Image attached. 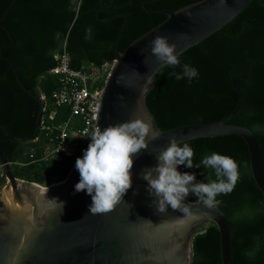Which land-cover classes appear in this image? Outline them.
<instances>
[{
  "label": "trees",
  "instance_id": "16d2710c",
  "mask_svg": "<svg viewBox=\"0 0 264 264\" xmlns=\"http://www.w3.org/2000/svg\"><path fill=\"white\" fill-rule=\"evenodd\" d=\"M200 0H16L0 21L13 40L9 46L0 27V136L28 138L34 133L38 101L17 84L8 60L22 84L36 96L43 95L42 122L51 126L45 137L38 133L34 142L0 141V151L18 180L48 186L50 169L64 179L74 159L42 154L51 146L56 127L69 115L67 108L53 106L50 93L57 81L48 71L64 53L70 69L83 67L100 72L115 57L114 46L122 52L131 42L166 19L162 11L174 12ZM11 0H0V17ZM181 65L198 71L191 81L177 80L170 73L181 68H160L145 94V105L153 126L166 131L183 126L207 124L220 120L235 107L238 110L227 124L248 129L255 138L264 167V0H251L230 22L179 55ZM97 78L103 84L105 74ZM54 115L49 119V115ZM194 149L193 163L216 152L233 158L238 165V180L228 194H219L217 208L229 228L231 264H261L264 259V198L256 188L250 171L244 142L235 136L187 141ZM183 173L194 174L196 182L215 179L214 170L178 166ZM3 181H0V187ZM185 203H199L189 194ZM192 240L191 264H221L219 234L209 222Z\"/></svg>",
  "mask_w": 264,
  "mask_h": 264
},
{
  "label": "water",
  "instance_id": "95a60500",
  "mask_svg": "<svg viewBox=\"0 0 264 264\" xmlns=\"http://www.w3.org/2000/svg\"><path fill=\"white\" fill-rule=\"evenodd\" d=\"M15 1L11 0L0 21ZM250 1L200 0L172 13L162 11L166 15L163 22L119 52L117 44L122 27L115 41V57L100 88L93 126L98 124L103 130L108 125L135 118L153 126L145 105L147 92L142 93L146 83L144 77L155 76L165 65L158 64L155 57L150 56L149 42L156 36L168 37L180 55L230 22ZM0 27L12 46L14 43L9 33ZM8 63L19 87L38 101L39 108L34 133L30 137L3 134L0 141L34 142L39 133L43 103L22 84L13 64L9 60ZM121 76L123 79L118 83ZM147 87L149 90L151 84ZM233 89L238 100L225 117L212 123L160 131L159 139L149 141L148 150L142 149L138 155H133L132 187L122 197V202L107 213L91 215V196L86 190L75 191L80 180L76 160L61 183L43 187L14 178L0 151V166L5 178L0 189V264H191L192 240L203 232L196 231L205 222L212 223L218 231L221 264H231L228 223L217 206L209 209L201 202L188 203L191 218L173 210L170 205L167 213L161 214L153 204L154 197L147 191L148 184L141 178V173L156 166L155 155L169 145L171 137L187 142L235 136L246 146L252 180L264 198V167L258 144L248 129L227 124L241 100L238 89L234 86ZM82 156L83 153L78 158ZM177 171L182 174L178 166ZM51 199L63 202L62 213Z\"/></svg>",
  "mask_w": 264,
  "mask_h": 264
},
{
  "label": "clouds",
  "instance_id": "9594fccd",
  "mask_svg": "<svg viewBox=\"0 0 264 264\" xmlns=\"http://www.w3.org/2000/svg\"><path fill=\"white\" fill-rule=\"evenodd\" d=\"M150 56L155 57L158 64L169 68H181L180 72L170 73L177 80L187 78L189 81L198 76V71L189 64L181 65L177 47L170 44L168 37L156 36L148 44ZM147 57L145 58V62ZM135 71V70H134ZM136 75L140 73L136 71ZM146 93L148 85L154 80V74L146 75ZM123 76L118 78V83ZM122 99V97H121ZM161 133L143 119L135 118L123 123L108 125L103 130L98 124L93 128L88 147L82 158L75 162L80 180L75 185V191H85L92 198L89 208L91 215L107 213L122 202V197L132 187L131 169L133 155L148 150L149 141L159 139ZM194 149L186 141H178L171 137L169 145L160 149L155 155L157 164L142 171L141 178L147 181V191L154 197L153 204L161 214L167 213L170 205L173 210L191 218L190 207L184 203L188 195L194 194L207 208L211 209L220 203L216 199L219 194L230 193L238 180V165L236 161L226 155L212 152L204 156L200 163H193ZM187 168H201L214 170L215 179H207V183L196 182L194 174L177 171V166ZM56 202L61 210L63 202ZM143 220V219H140ZM146 221V220H143ZM151 223L150 221H146Z\"/></svg>",
  "mask_w": 264,
  "mask_h": 264
},
{
  "label": "built area",
  "instance_id": "2783aa9c",
  "mask_svg": "<svg viewBox=\"0 0 264 264\" xmlns=\"http://www.w3.org/2000/svg\"><path fill=\"white\" fill-rule=\"evenodd\" d=\"M56 59L57 65L48 71V74L57 81V87L50 93L49 99L53 106L67 108L69 115L56 127L57 134L54 137V142L51 146L45 147L42 154L43 160L53 156L74 159L87 141H90L88 136L91 135L94 128L101 88L95 84L100 72L97 71L98 74H95L94 70H87L83 67L70 69L68 57L64 53L57 56ZM107 72L108 70H105L103 74L106 76ZM38 97L43 103L44 96L41 94ZM43 111L42 107V113ZM53 115L54 112L49 115V119ZM51 130V126L40 120L39 133L41 132L47 137ZM0 181H5L1 166Z\"/></svg>",
  "mask_w": 264,
  "mask_h": 264
},
{
  "label": "rangeland",
  "instance_id": "374dc122",
  "mask_svg": "<svg viewBox=\"0 0 264 264\" xmlns=\"http://www.w3.org/2000/svg\"><path fill=\"white\" fill-rule=\"evenodd\" d=\"M108 67H109V65H105V66L103 67V70H101L100 72H103V71H105V70H108ZM93 72H94L95 74H98L96 70H94ZM48 176H49V178H50V182H51L50 185H52V184H59V183H61V182L65 179V178L62 179V178L60 177V175H59V173L57 172L56 169H50V170L48 171ZM4 183H5V181H3L1 188L3 187ZM43 187H44V186H43ZM1 188H0V189H1Z\"/></svg>",
  "mask_w": 264,
  "mask_h": 264
}]
</instances>
